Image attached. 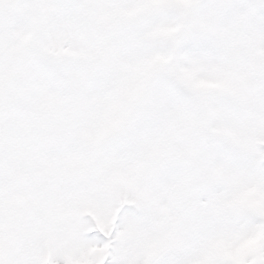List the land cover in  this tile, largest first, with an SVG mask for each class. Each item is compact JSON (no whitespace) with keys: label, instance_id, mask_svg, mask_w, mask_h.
<instances>
[{"label":"snow or ice","instance_id":"6c2138e0","mask_svg":"<svg viewBox=\"0 0 264 264\" xmlns=\"http://www.w3.org/2000/svg\"><path fill=\"white\" fill-rule=\"evenodd\" d=\"M0 264H264V0H0Z\"/></svg>","mask_w":264,"mask_h":264}]
</instances>
